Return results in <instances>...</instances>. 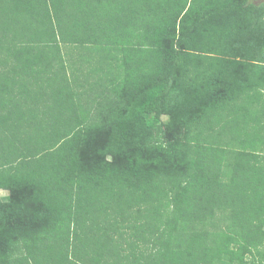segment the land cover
I'll use <instances>...</instances> for the list:
<instances>
[{"label": "trees", "instance_id": "trees-1", "mask_svg": "<svg viewBox=\"0 0 264 264\" xmlns=\"http://www.w3.org/2000/svg\"><path fill=\"white\" fill-rule=\"evenodd\" d=\"M263 11L0 0V264H264Z\"/></svg>", "mask_w": 264, "mask_h": 264}, {"label": "rangeland", "instance_id": "rangeland-1", "mask_svg": "<svg viewBox=\"0 0 264 264\" xmlns=\"http://www.w3.org/2000/svg\"><path fill=\"white\" fill-rule=\"evenodd\" d=\"M256 18H257V21H259V25H261L260 27V30L258 32H261L260 35L262 36V39L263 41L262 44V50H264V11L263 12H258L256 13ZM253 28H249V32L250 34H254V31L252 30ZM258 34V33H256ZM168 79L166 80H162V82H167ZM153 124H154V128H157L158 130L166 133L168 132L169 130V118H168V115L166 114H163V115H160L159 117H157L156 119H154L153 121ZM8 197V192L7 191H3V190H0V199L2 201H5Z\"/></svg>", "mask_w": 264, "mask_h": 264}, {"label": "water", "instance_id": "water-1", "mask_svg": "<svg viewBox=\"0 0 264 264\" xmlns=\"http://www.w3.org/2000/svg\"><path fill=\"white\" fill-rule=\"evenodd\" d=\"M255 3L256 4H261V3H264V0H255Z\"/></svg>", "mask_w": 264, "mask_h": 264}]
</instances>
